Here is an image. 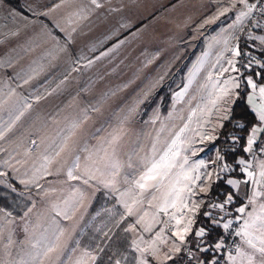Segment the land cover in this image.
<instances>
[{
	"label": "rangeland",
	"instance_id": "obj_1",
	"mask_svg": "<svg viewBox=\"0 0 264 264\" xmlns=\"http://www.w3.org/2000/svg\"><path fill=\"white\" fill-rule=\"evenodd\" d=\"M20 1L25 10L0 0V184L31 202L21 217L0 208V264H97L115 204L121 206V222H127L123 230L135 254H124L134 257L132 264H166V255L203 264L205 248H194L187 236L203 206L221 203L209 196L224 173L217 160L221 150L209 137L218 136L231 113L242 71L255 63L252 50L249 64L242 66L237 45L217 43L222 30L194 29L187 36L186 30H159L157 21L135 25L126 20L130 15L113 12L111 0ZM261 33L264 22L253 48L262 45ZM199 40L205 50L193 59L184 80L174 83L168 111L163 113L160 98L142 119L143 103L172 81L171 69ZM254 127L260 130L248 137L257 143L240 157L247 172L228 178L241 181L232 187L242 193H253L252 186L259 193L264 181V139L258 137L264 125ZM153 163L161 164L151 173L155 179L141 180ZM202 186L208 191L201 192ZM99 195L102 202L95 204ZM263 200L258 196L257 205ZM241 207L243 213L228 217L209 207L222 227L236 217L239 221L224 263L238 264L246 249L253 257L264 244L259 233L242 234L248 203ZM259 212L264 214V208ZM189 219L191 230L181 241L176 222L182 230ZM223 229L218 243L226 247L229 228ZM117 262L123 264L118 258L110 264Z\"/></svg>",
	"mask_w": 264,
	"mask_h": 264
},
{
	"label": "trees",
	"instance_id": "obj_2",
	"mask_svg": "<svg viewBox=\"0 0 264 264\" xmlns=\"http://www.w3.org/2000/svg\"><path fill=\"white\" fill-rule=\"evenodd\" d=\"M8 4L25 10L22 2L20 0H4ZM46 21L50 22L48 19L43 17ZM58 35H62L59 31L55 30ZM190 34V31H188ZM204 42L199 41L194 48H185L184 55L180 60L175 64L173 69L170 71V77L173 76L172 81L169 84H162L156 95L149 101L143 103L141 108V118L145 119L153 107L159 102L162 98V111L166 113L172 102V93L173 85L178 78L184 80L186 76V71L189 68L193 59L199 54L200 51L204 50ZM240 49H242L240 45ZM251 50L254 54L255 63L251 66L250 69H243L240 77V87L238 89V95L235 99L233 107L231 109L230 115L223 121L222 128L214 140V143L217 144L221 150V155L224 157L222 162H225L229 165V170L224 171L222 177L212 184L209 196L212 199L211 202L218 201L223 203L225 200V193H231L233 195V200L231 203L226 204L222 210L224 212V217L229 215H236L238 213L239 206L243 203V197L232 187L228 185L226 181L229 176H243L242 165L239 163V157H247L249 151H247V141L248 135L251 133L254 126L260 123L259 118L257 117L254 110L250 107L247 102V94L250 90V83L248 78L251 77L255 82L264 81V39L262 45L256 48L251 47ZM183 82L180 83V86ZM232 137H237L238 139L233 140ZM264 137V130H261L260 140ZM257 140L255 141V144ZM13 185L19 190L22 188L21 184L17 179L10 178ZM111 202H114V198ZM100 195L97 197L95 204H98L101 201ZM30 200L26 198L20 192L10 189L3 184H0V208H3L14 216L21 217L23 216L24 211L30 205ZM210 206H203L193 224L192 230L187 236V240L191 246L194 248L204 247L207 250L202 251L203 264H211L212 261H215V264H225L223 262L226 249L228 244H230V234L227 233L224 237V240L227 242V246L222 245L220 248H216L215 244L219 242V239L224 235V229L221 224H213L211 221L213 218H217L216 214L213 212L211 216H205L204 213L209 211ZM116 214L111 219L109 224V231L105 234L103 239L100 241V255L99 262L97 264H110L118 258L123 264H132L134 261L133 256L129 260V255L125 253H134L130 249V235L127 230H123L127 222H121L119 213L121 212V206L115 204ZM131 218H128V221ZM199 228L205 229V235L203 237H198L195 235V232ZM119 231V233L117 232ZM200 240V241H199ZM196 245V246H194ZM226 248V249H225ZM228 250V249H227ZM184 256V255H183ZM185 257V256H184ZM184 258H170L167 260L166 264H185Z\"/></svg>",
	"mask_w": 264,
	"mask_h": 264
},
{
	"label": "crops",
	"instance_id": "obj_3",
	"mask_svg": "<svg viewBox=\"0 0 264 264\" xmlns=\"http://www.w3.org/2000/svg\"><path fill=\"white\" fill-rule=\"evenodd\" d=\"M250 2L251 0H111L113 7H116V10L113 12L120 15H130V17L126 16V20L136 22L135 25H139L141 22L157 21L160 23L157 26L159 30H186L187 32L194 29L206 28L212 31L222 30L223 34L215 37L217 43L221 46L232 43L233 45H237V50L241 45L240 37L243 18L251 11L249 7L251 6ZM224 9H228V11L225 12ZM43 17L45 16H41L40 18L45 20ZM45 18L48 19L47 17ZM206 21L210 22L205 23ZM186 35L188 36V33ZM260 38L263 41L264 36L262 33L260 34ZM239 87L240 84L238 89ZM255 87L253 89L252 84L250 85L247 102L259 118L257 109L260 106H264V93L260 92V89L264 88V81L255 82ZM249 98H251V102H249ZM260 123L261 126L264 125L263 121H260ZM258 137L260 138L259 134ZM263 182L259 185L261 189L259 193H256V186H252L254 194L252 192L242 193L240 188L235 189L243 197V203H248L249 207V212L246 216V222L249 225L247 228L248 234L244 235L242 232L245 238L253 236L251 233L255 237H257L258 233L264 236V214L259 212L264 208V200L260 203L261 205H257L258 196L260 198L264 197ZM253 195L254 198L251 199ZM244 255L241 258H236L238 264H257L254 262L256 259L260 258L264 260V254L259 251V247L254 250L253 257H250L248 249L245 250ZM252 260L253 262H251ZM225 264H229V262H225Z\"/></svg>",
	"mask_w": 264,
	"mask_h": 264
},
{
	"label": "snow or ice",
	"instance_id": "obj_4",
	"mask_svg": "<svg viewBox=\"0 0 264 264\" xmlns=\"http://www.w3.org/2000/svg\"><path fill=\"white\" fill-rule=\"evenodd\" d=\"M93 2H95V0H93ZM249 7H250V9H251L252 7H255V5H251V6H249ZM224 11L226 12V11H228V9H224ZM221 14H223V13H221ZM208 22H210V21H206L205 23H208ZM235 54H236V55H239L238 50L236 51ZM232 70H233V71H237V69H235L234 67H233ZM223 71H227V69H223ZM248 82H249L250 84L252 83L251 78H249ZM225 83H227V81H226ZM234 86H238V84H236V85H234ZM253 87H255L254 84H253ZM227 92H228V90H227V89H224V94H225V95H227ZM260 92H261V93H264V88H261V89H260ZM140 102H143V101H140ZM249 102H251V98H249ZM257 111H258V115H259V120H260V121H264V106H260V107L257 109ZM258 130H260V129H257V128L254 127V128L252 129V133L255 134ZM113 139L115 140V139H117V137H113ZM209 139H213V140H214V139H216V137H215V136H212V137H209ZM232 139H233V140H236V139H238V138H237V137H232ZM247 143H248V148H247L246 150H247V151H251L252 144L254 143L253 136H249V137H248V141H247ZM161 160L163 161L164 158L162 157ZM217 160H218V161H223V160H224V157H223L222 155L219 154V151H218V153H217ZM201 163H202V162H201ZM239 163L243 164L244 161L241 160V161H239ZM164 166H165V167H171V166H173V165H167V164H166V165H164ZM160 167H161V164H159V163H153V164H152V167L148 169V172L145 173V175L141 177V180H145V179H149V180H150V179H155V177L152 176L151 173L154 172V171H156V170H157L158 168H160ZM261 168H262L261 176H264V164L261 165ZM228 170H229V166H228L227 164H224V165L222 166V171H228ZM243 171H246V172H247V168L243 169ZM68 175H69V177L72 178V179H78V177H74V176H73V174H72L71 171H69ZM211 175H212V173H209V174H208L209 178L211 177ZM248 175H249V176H252L253 173L248 172ZM198 179H199V177H195V178H194V181H195V180H198ZM194 181H193V182H194ZM84 183L87 184V183H88V180L85 179V180H84ZM136 183L138 184V186H139L140 188H144V187H145V184L141 183V181H137ZM226 183H227L228 185H235V186H238V185L241 183V181L234 180V179H228V180L226 181ZM200 191H201V192H207V191H208V188L202 186V187L200 188ZM225 197H226V198H225V200H224L223 203H220V204H212V205H210V207H213V208H217V207H218V208L223 209V208L225 207L226 204L231 203L232 200H233V195H232L231 193H225ZM196 207L198 208L199 206L197 205ZM163 210H164V211H167V208H164ZM29 211H30V209H29ZM238 211L241 212V213H243V212L245 211V208H244V207H241V208L238 209ZM129 212H131V209H129ZM204 215H205V216H211V213H210V212H205ZM192 223H193V221H192L191 219H189V220L187 221L186 226H184L183 229L181 230V229H180V221L177 220V222H176V224H177V231L175 232V235L178 236L179 239H180L181 241H183V240L185 239V235L191 230V225H192ZM211 223L216 224V223H218V221H216V220H212ZM223 227H224L225 229H227V228L229 227V223H225V224L223 225ZM248 227H249V225H248V223L246 222V223H245V228H244V230H242V232H243L244 235H247V234H248V233H247V228H248ZM239 234H240V233H238V235H239ZM159 235H160V234L157 233V236H159ZM195 235L198 236V237H203V236L205 235V229H204V228H199V230L195 232ZM248 243H249V244H252V241L249 240ZM252 246L255 247V245H252ZM215 247H216V248H220V247H221V244H220V243H216V244H215ZM52 250H53L52 248H49V251H52ZM179 250H180V249H179L178 247L175 248V251H179ZM205 250H207V249H205ZM259 251H260L262 254H264V244H262V246L259 248ZM153 254L155 255V251L153 252ZM169 258H170V257H168L167 255L165 256V259H169ZM117 264H119V262H117ZM142 264H147V262L144 261V262H142ZM211 264H215V261H212ZM261 264H264V261H262Z\"/></svg>",
	"mask_w": 264,
	"mask_h": 264
},
{
	"label": "built area",
	"instance_id": "obj_5",
	"mask_svg": "<svg viewBox=\"0 0 264 264\" xmlns=\"http://www.w3.org/2000/svg\"><path fill=\"white\" fill-rule=\"evenodd\" d=\"M252 5H255V7H252L251 14L249 16V19L240 37V43L242 47L240 51V57H241L242 66H247L249 64V60L251 59V55H250L251 47L254 46V42H253V39H255L254 35L258 31L261 22L262 23L264 22L263 21L264 20V0H252ZM224 164H227V163L222 162L219 165L221 170ZM238 222L239 221L237 217L229 222L228 228H229V234H230V245L232 246L236 242Z\"/></svg>",
	"mask_w": 264,
	"mask_h": 264
}]
</instances>
